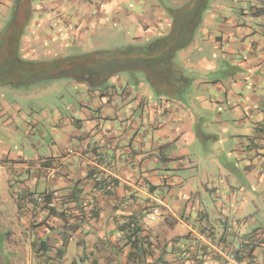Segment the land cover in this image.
Returning a JSON list of instances; mask_svg holds the SVG:
<instances>
[{"label":"crops","instance_id":"0c3cea01","mask_svg":"<svg viewBox=\"0 0 264 264\" xmlns=\"http://www.w3.org/2000/svg\"><path fill=\"white\" fill-rule=\"evenodd\" d=\"M139 1L31 0L22 26L31 36L23 33L19 47L25 40L33 57L23 62L41 63L32 62L39 52L30 48L46 44L41 33L54 30L53 16L60 50L79 48L109 21L137 42L143 29L153 40L146 46L170 36L155 37L164 26L177 31L174 46L202 30V18L196 26L179 18L191 20L197 0H173L166 21L163 9ZM245 2L248 21L211 39L237 70H223L209 86L216 96L203 98L198 113H184L163 95L150 99L143 81L133 91L130 80L115 77L83 85L91 107L84 103L76 117L54 116L59 127L45 155L0 149L7 176L0 199L8 208L0 264H264V0ZM11 8L0 41L16 24L15 1L0 0L2 18ZM34 194L51 197L49 212L26 200Z\"/></svg>","mask_w":264,"mask_h":264},{"label":"rangeland","instance_id":"374dc122","mask_svg":"<svg viewBox=\"0 0 264 264\" xmlns=\"http://www.w3.org/2000/svg\"><path fill=\"white\" fill-rule=\"evenodd\" d=\"M11 1H15L14 16H16V24L13 29L8 31V29L5 28L2 33L0 42L4 47H0V51L2 52L0 60L3 54L13 52L17 56V59L29 62L28 60H31L33 56H31L30 53L28 55V51L24 48V44L26 42L25 40L27 38L30 39L31 35L28 29L24 33L22 26L27 23V19L29 18L32 8L30 5L31 0ZM181 1L183 3L182 6H184L186 0ZM195 1L196 0L193 2ZM172 3L173 0H143L139 1V6L146 8V5L153 4L160 7L163 9V12H165L163 21H166L167 19H173V16L169 14L170 9H175ZM195 4V10H191V13L195 12V14L191 16V20L186 15H181L179 18L185 21L186 24H191V26L198 25L202 18L200 26L202 30L200 29L196 32V28H194L190 31L189 37L185 36L177 46L171 43L167 47H156L153 52L155 56L164 54L163 52H170L173 56L172 61L175 66H177L178 71H180L181 77L179 73L170 71L166 77L170 78L169 76H175L172 80L173 82L170 84L164 82V78L159 74L157 76V83L155 84L157 87H154L152 82L148 80V74L140 69L134 71L135 74L133 77L128 70H122L115 74L113 73L111 78L122 77L123 81L130 80V86L134 89L133 91L137 90L138 86L136 84L138 81H143L147 86L150 99L156 100L160 95H163L166 99L174 100L175 104L179 106L178 109L183 110L184 113H188L189 109L198 113L200 108H203V98L216 96L214 90L209 88V86H213L219 78H222L223 70H232L235 72L238 67L234 63L232 64L231 55L224 52L226 47L224 46L223 50L219 47H215V44L211 43V39L215 35L217 37L224 35L226 30L230 29L233 23L247 22V18L245 20L242 19L241 8L244 7V5L249 8L250 3H246L245 0H197ZM13 9L14 8H11L9 16H3V18L0 12V21H5L6 23L10 22L13 18ZM152 10L153 12L157 11V9L154 8ZM200 11L201 13H199ZM149 12H151V10ZM155 14L158 16L159 13L156 12ZM200 14H202V16ZM54 17L55 16H53V19ZM34 18L38 19L37 16H34ZM52 20L50 22L54 30L49 28L50 32L48 31V34L45 30L41 33L47 36L46 44L43 43L41 46L38 45L30 48L39 52L37 54L38 56L34 57V61L32 62L39 61L44 65H48L51 64L53 60L80 58L84 56V54L113 52L116 49L120 52H124L129 50L132 46L138 47L137 45H142L139 46V48H142L145 47L146 44L153 42V40L145 38L143 29L139 30L141 39L137 42L132 32L126 33L120 26L117 28L113 27V22L109 21L107 28L97 27V32L87 36V39L79 45V48L78 46H76V48H69L67 46L69 43H66L65 49L60 50L59 48L64 46L63 39L57 36L60 27L58 28V24ZM187 20L190 21L188 22ZM179 25L180 23L177 27H179ZM161 28L162 29L156 32L157 34L155 37H158L161 33H167V35L171 34L168 26ZM23 33L25 40L22 42L21 47H19L20 37ZM49 37L54 40L51 45L48 44L50 41ZM192 40L194 41L190 45L189 43ZM185 44L187 45L185 46ZM174 47L175 49L173 50L172 48ZM43 49L47 50L49 53H44ZM233 58L235 60L234 56ZM16 63V60L13 61V65ZM227 63H229L231 68ZM33 64L35 63H25L24 67L15 73V80L20 81L18 86H10L2 82V80L9 81V77L6 79L2 78V80L0 79V149H5L14 156L25 155L27 157H34L37 154L45 155L46 147L47 149L52 147L53 141L56 138L54 127H59V125L55 123L54 118H60L61 116L69 118L76 117L74 114L75 110H82L81 107H83L84 103L89 106L88 101L91 97L83 86L86 84L85 82L77 80L72 75L52 73L48 66H44L42 71H39L37 66ZM10 65L11 60H6L3 65L4 70ZM25 67L36 69L34 71H28L24 75L23 71H25ZM4 70L0 69V76ZM162 76H165V74ZM12 78L13 77H11V79ZM97 87L101 86H95V88ZM138 92L141 91L138 90ZM9 165L12 166L11 164ZM6 177L5 171L0 170V184L6 180ZM39 185L38 191H43V184L40 183ZM32 191H36L35 188H33ZM7 213L8 208L3 205L0 199V222L4 220ZM2 230L4 229L0 226V231L2 232ZM0 247H6V244L1 240ZM5 251L6 250H4V252Z\"/></svg>","mask_w":264,"mask_h":264},{"label":"trees","instance_id":"16d2710c","mask_svg":"<svg viewBox=\"0 0 264 264\" xmlns=\"http://www.w3.org/2000/svg\"><path fill=\"white\" fill-rule=\"evenodd\" d=\"M176 32L177 31L175 30L170 34V36H166L159 40V42L142 48L130 47L129 50L124 52H120L118 49H116L113 52L84 54V56H81L80 58L77 57L68 58L66 60H53V62L48 65H44L42 63L33 65L37 66L39 71H42L44 66H48L52 73L55 72V74L59 75H72L77 80H81L91 87L102 86L106 84L113 73L115 74L122 70H128L130 75L133 77L135 74L134 71H138L139 69L145 71V73L148 74V80L152 82L154 87H157L155 84L157 83V76L159 74L162 78H164V82L171 84L175 76H169L170 78L166 77L170 71L179 73V76L181 77L177 66L173 64L172 54L170 52H163L164 54L155 56L153 52L156 47L169 46V44H171L172 40L174 39V34ZM172 49L174 50L175 47ZM16 67L18 68V66ZM21 69L22 67H20V70ZM35 69L36 68L31 69L25 67V71L23 72L26 73L28 71H34ZM164 74L165 76H162ZM11 77L13 78L11 79ZM9 78V81H4L2 78L1 80L4 84L10 83L14 86H18L20 83V81L15 80L14 75H11ZM48 200H51L50 196H48Z\"/></svg>","mask_w":264,"mask_h":264},{"label":"flooded vegetation","instance_id":"af4514ba","mask_svg":"<svg viewBox=\"0 0 264 264\" xmlns=\"http://www.w3.org/2000/svg\"><path fill=\"white\" fill-rule=\"evenodd\" d=\"M19 36H20V34H19ZM1 44V43H0ZM2 45V44H1ZM3 47H4V45H3ZM2 47V48H3ZM1 48V49H2ZM3 50V49H2ZM13 51V50H12ZM1 51H0V55H1ZM6 60L7 61H9V60H11V65L6 69V70H4V67H3V65H4V63L6 62ZM17 61V63L16 64H14L13 65V61ZM25 65V63L23 62V61H21L20 59H17V56L12 52V53H8V54H3V56H2V58H1V60H0V69L1 70H4V72L3 73H1V76H0V79L1 78H6V77H10L11 75L13 76H15V73L16 72H18V71H20V67H23ZM16 66H18V68L16 67ZM23 74H25V72H23ZM17 76V75H16ZM10 84V83H9ZM12 86H14L13 84H11Z\"/></svg>","mask_w":264,"mask_h":264},{"label":"built area","instance_id":"2783aa9c","mask_svg":"<svg viewBox=\"0 0 264 264\" xmlns=\"http://www.w3.org/2000/svg\"><path fill=\"white\" fill-rule=\"evenodd\" d=\"M26 200L29 201L31 204H35L38 206V210L40 212L46 211L49 212L50 208H52L51 202L48 200V195L45 194H34L28 195Z\"/></svg>","mask_w":264,"mask_h":264}]
</instances>
